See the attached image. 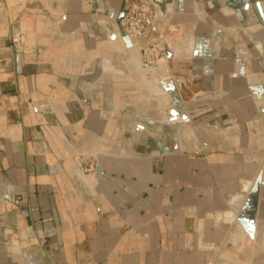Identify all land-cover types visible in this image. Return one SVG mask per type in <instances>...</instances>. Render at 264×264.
<instances>
[{
    "label": "crops",
    "instance_id": "1",
    "mask_svg": "<svg viewBox=\"0 0 264 264\" xmlns=\"http://www.w3.org/2000/svg\"><path fill=\"white\" fill-rule=\"evenodd\" d=\"M123 2L0 0V198L20 199L17 210L0 203V264H264V171L254 176L248 159L255 152L224 133L208 138L247 155L186 156L169 151L165 135L126 123L122 99L136 97L138 77L120 81L103 64L121 67L114 45L125 38ZM257 2L264 12V0L143 2L168 47L166 72L195 89L193 99L213 98L216 114L264 115ZM189 29V52L170 55ZM12 33L25 35L20 53ZM94 81L112 82L109 108L105 86L84 87ZM238 100L251 105L236 110ZM257 128L264 139V125ZM94 150L87 160L97 170L83 175L72 157ZM240 213L255 216L253 240L235 223Z\"/></svg>",
    "mask_w": 264,
    "mask_h": 264
},
{
    "label": "rangeland",
    "instance_id": "2",
    "mask_svg": "<svg viewBox=\"0 0 264 264\" xmlns=\"http://www.w3.org/2000/svg\"><path fill=\"white\" fill-rule=\"evenodd\" d=\"M139 2L145 5L143 3L144 0H139ZM125 7H126V0H124L123 2V7H122L123 16L119 22L120 28L124 36L125 34L123 32L122 26H123V20H124ZM156 26L158 27V24H156ZM191 32L192 31L189 29L181 37L182 40L180 42L174 43V45L171 47L172 50H171L170 55L174 54L175 56H178V55L184 56L188 53V51H184L183 53V50L180 51L178 50V48L180 47L186 48L187 50L189 47H192L193 36ZM161 37H162L161 48H163V50L161 51L158 48L159 45L157 43L154 46L155 48H152L151 51L147 52V54L141 50L140 42L137 40H135V42H137V45H138V52L140 55V59L142 58L149 67L153 69L155 68L157 69L160 64L164 66V68H162L164 71L161 68H159L158 70H153L154 72H157L161 69V72H162V75L159 74L157 76L159 77V81L157 82V84L162 88V90H164L163 85H161L162 82L160 81V78L163 76V81L165 83H170L172 85V88L175 89V92L174 94H172L170 92L168 93L166 90L163 91V94H165L167 97V100H169L168 106L163 105L161 107L160 106L152 107L153 106L152 104H155V103H152L154 102V100H156L155 102H158V99L154 98L157 94L150 92L151 94L150 96L152 97L149 99L146 92L142 90L141 91L136 90V94L134 93L136 97L122 99V104L124 105L125 110L131 112L130 115H124L126 119L125 120L126 123H128L129 125L135 124L137 126L138 134L144 133L146 135H152L154 138L159 137L160 134H163L168 139L169 146L167 147V149L169 151L179 152V153L185 154L186 156H192V157H197V158H206L211 152H217V153L228 152L231 154H240V153L246 154L244 152L245 148L243 150H239V148L234 147L232 150H227L222 145H219V142H215V140L212 141V139L210 141L208 137H212L213 135H209V136L202 135L203 136L202 137L201 134H199L200 129L204 128L205 130L213 134L217 132V134L219 135L224 134V133H228L230 135L236 134V136H238V138L240 139L241 143L246 144V147H249L248 149H251L252 151L255 152V155L248 157L250 162H252L251 166H252V171L254 173L253 175L255 176L256 174H259L260 172L264 171V147H262L261 145L258 148V143H256L259 141H260L259 143L264 142V139H262L263 138L262 132L259 131L257 128V123L264 125V115L262 116V114L260 113H249V114H243V115L235 114L233 116H231L230 114H226V113L223 115L216 114L217 111L219 110L218 109L212 110L210 108V105L214 106V103H212L214 101L213 98L209 97L208 95H204V96H201V98L193 99V96H194L193 91H195V89L193 88L194 89L193 91L192 90L187 91L184 85H182L181 87V84L175 81L172 78L171 74H168L166 72L167 68H170V67H167L168 66L167 65V58H168L167 48L168 47L162 35ZM175 38L176 37H172L171 35L169 37V40L174 41ZM185 52L187 53L185 54ZM121 57L122 56L118 53L115 55V58L121 59L120 68L123 70L129 71L128 68L125 67L126 65H124ZM143 69H146V68H143ZM87 71L90 74H96L95 73L96 67L89 66L87 68ZM130 76H131V80L132 78H135L137 76L138 77L137 82L141 81L140 76L137 73H133ZM121 77L122 76H120V78ZM87 84H88V88H91L92 86H95V88H97L98 86H102V85L105 86V90H106L105 91V95H106L105 96V107L109 108L112 105L114 101L112 97L113 95L112 82H104V83L99 84L94 81V82L85 83L84 87H86ZM238 102L239 103L234 104V107L236 108V110H241V107H242L241 105L243 104H246L247 106L251 105V103L249 102L245 103V101L242 102L241 100H238ZM198 105L202 106V110L206 114L193 115L191 113V109L194 106H198ZM246 105H243V106H246ZM256 108L258 109L257 105H256ZM173 110L177 112L178 117L170 115V112ZM183 115L186 116L187 119H182L181 117ZM176 119L179 120L177 126L179 127L178 130H179L180 140H181L180 142L181 146H179V148L181 149L176 148L175 142L177 141V138L174 132H172L173 128L171 124H173ZM155 125H158V128H159L158 132L153 130L154 128H156ZM91 136L95 138L94 135H91ZM210 143H212V145H210ZM252 144L254 147H251ZM93 157H96V155L93 152L88 153L86 155H79V154L75 156L73 155L72 158L77 164H79L78 172H81L83 175H88L87 170L89 169L90 163L87 159L93 158ZM244 192H247V191H244ZM255 200L256 198H253V201ZM238 216L239 218H241L243 215L241 213L236 214L235 215L236 220H238L237 219ZM254 218L255 216H253L251 220H253ZM236 220H235V223L237 222Z\"/></svg>",
    "mask_w": 264,
    "mask_h": 264
},
{
    "label": "bare ground",
    "instance_id": "3",
    "mask_svg": "<svg viewBox=\"0 0 264 264\" xmlns=\"http://www.w3.org/2000/svg\"><path fill=\"white\" fill-rule=\"evenodd\" d=\"M159 27V26H158ZM189 33V32H188ZM192 33V32H191ZM107 38V37H106ZM128 38V37H127ZM190 38V37H189ZM131 45L130 46H127L126 43H125V39H122L121 41L119 40V42L115 43V48H117L119 50V53L120 55L122 56V61L124 63V65H126L125 67L128 68L129 71H126V70H123L121 69L120 67L119 68H112L110 66H108V62L104 61V66L106 67V70L107 71H110L111 72V76H122L121 78H119L120 81H124L125 79H123L124 77H127L126 80H131V76L133 73H137L139 76H140V82H135L136 86H137V89L136 90H139V91H144L146 92V94L148 95L149 99L152 97L150 96V92H153V93H156L157 95L154 97L156 99H158V102H155L156 100H154V102L152 103H155V104H152L153 106L152 107H161L163 105L165 106H168L169 105V100H167V97L165 94H163V91L166 90L165 87L163 86V89L157 84V82L159 81V77H157L159 74H161V69L157 72H154L153 70H146V69H143V65H142V58L140 59V55H139V52H138V45H137V42H135L136 39H130L128 38ZM191 39V38H190ZM118 41V40H117ZM133 41V42H132ZM187 47V46H186ZM137 48V49H136ZM184 49V48H183ZM182 48H178V50L182 51L183 50ZM172 50V49H171ZM189 50V49H188ZM189 52V51H188ZM109 53V52H108ZM183 53H184V50H183ZM187 52H185L186 54ZM179 56V55H178ZM148 74H151V78H148ZM125 80V81H126ZM130 84V83H129ZM131 85V84H130ZM162 85V84H161ZM166 92V91H165ZM171 98V97H170ZM152 101V100H151ZM149 104V103H148ZM150 104V105H151ZM146 105V104H145ZM173 112V111H171ZM175 116V115H173ZM175 118V117H174ZM178 119H176L174 121L172 125V132H174L176 138H177V141L175 142V146L176 148H179V146H181L180 142V134H179V127L177 126L178 124ZM181 121V119H180ZM195 131V129H194ZM239 131V130H238ZM236 132V131H235ZM233 133V132H231ZM199 134H201V136H209V135H213L214 137H218L219 139H225V135L224 134H217V132L215 134L211 133V132H208L207 130H205L204 128L203 129H200V132ZM202 136V137H203ZM240 140V139H239ZM217 141V140H216ZM259 141V140H257ZM223 142V141H222ZM239 142V141H238ZM260 142V141H259ZM202 143V142H201ZM223 144V143H222ZM225 144V143H224ZM236 146V144H234ZM245 144L243 143V146ZM181 149V148H179ZM100 150H94L93 153L95 155H97L96 153H99ZM79 165V164H78ZM251 183L247 182L245 183L242 188L244 191H248L250 188H251ZM238 220H236V224L237 226L241 229H243L245 232H246V235L250 238V239H254L255 238V233H254V230H255V227H253V221L251 223V226H247L248 229H250V231H252L253 235L250 236L247 232V229L245 230V227H243L240 222H239V216L237 218ZM233 237H235L233 235Z\"/></svg>",
    "mask_w": 264,
    "mask_h": 264
},
{
    "label": "built area",
    "instance_id": "4",
    "mask_svg": "<svg viewBox=\"0 0 264 264\" xmlns=\"http://www.w3.org/2000/svg\"><path fill=\"white\" fill-rule=\"evenodd\" d=\"M123 32L126 37L136 39L140 42L141 50L146 54L158 43V48H161V34L155 24L152 11L139 0H126L124 11ZM11 47L20 53L23 51L26 43L24 34L12 33L10 37ZM46 153L48 154L49 152ZM88 174L97 170V165L94 162H89ZM0 203L7 206L10 210H17L20 206V199L16 196H9L7 199H1ZM211 264V263H208Z\"/></svg>",
    "mask_w": 264,
    "mask_h": 264
},
{
    "label": "water",
    "instance_id": "5",
    "mask_svg": "<svg viewBox=\"0 0 264 264\" xmlns=\"http://www.w3.org/2000/svg\"><path fill=\"white\" fill-rule=\"evenodd\" d=\"M255 10H256V12H257V15H258V18H259V20H260V22L262 23V24H264V12H263V10H262V7H261V4L260 3H255ZM125 38V43H126V45L127 46H130L131 45V43H130V41H129V39L126 37V36H124ZM142 61V65H143V67L144 68H146V69H148V70H158L159 68H164V66L162 65V64H160L159 66H158V68L156 69H153V68H151V67H149L146 63H145V61L142 59L141 60ZM163 70V69H162ZM164 71V70H163ZM161 75H162V72H161ZM160 81L162 82V85L165 87V89H166V91L169 93H172V94H174V92H175V89H173L172 88V85L170 84V83H165L164 81H163V76L160 78ZM170 115H175V116H177L178 117V114H177V112L175 111V110H173V112H170ZM182 119H187V117L186 116H182L181 117ZM261 183H262V176L260 175V176H258V178H257V180H256V182H255V186H254V188H253V190L251 191V194L252 195H255V194H257L258 193V190H259V187H260V185H261ZM239 222H240V224L243 226V227H245V230L247 229V232H248V234L250 235V236H252L253 234V232L252 231H250V229H248V225L250 226L251 225V223L253 222V221H251V220H248L247 218H246V216H242L241 218H239Z\"/></svg>",
    "mask_w": 264,
    "mask_h": 264
}]
</instances>
